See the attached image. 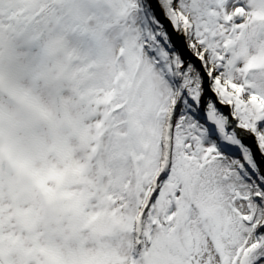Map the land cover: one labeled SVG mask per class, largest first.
<instances>
[{
    "label": "snow or ice",
    "instance_id": "1",
    "mask_svg": "<svg viewBox=\"0 0 264 264\" xmlns=\"http://www.w3.org/2000/svg\"><path fill=\"white\" fill-rule=\"evenodd\" d=\"M0 264H264V0H0Z\"/></svg>",
    "mask_w": 264,
    "mask_h": 264
}]
</instances>
